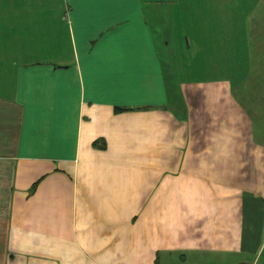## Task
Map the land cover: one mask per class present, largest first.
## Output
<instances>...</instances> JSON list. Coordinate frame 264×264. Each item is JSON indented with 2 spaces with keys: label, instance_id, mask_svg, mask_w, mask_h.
<instances>
[{
  "label": "crops",
  "instance_id": "crops-1",
  "mask_svg": "<svg viewBox=\"0 0 264 264\" xmlns=\"http://www.w3.org/2000/svg\"><path fill=\"white\" fill-rule=\"evenodd\" d=\"M225 1L249 45L179 80L176 45ZM0 245V264L262 256L264 0H0Z\"/></svg>",
  "mask_w": 264,
  "mask_h": 264
},
{
  "label": "rangeland",
  "instance_id": "rangeland-1",
  "mask_svg": "<svg viewBox=\"0 0 264 264\" xmlns=\"http://www.w3.org/2000/svg\"><path fill=\"white\" fill-rule=\"evenodd\" d=\"M234 3L235 1H230V3L225 1L223 6H221L219 11H217L220 14V18H225V24L223 19L218 21L215 18H211V22L217 23V25H220V27H217V25H202L198 27L196 31L187 32L184 36H182L178 43L179 48L177 49L176 45L175 51V58L177 61L175 65L179 80L183 78H191L189 76L195 78L202 75L217 74L218 71L222 72V70H228V67L225 65L226 63L230 64L231 66L236 64L233 59H230L231 52L228 50L224 60L222 56L224 65H219L222 63L220 62V56L222 54L221 49L225 50V47L241 48V43L244 47L248 44L247 28H245V33L243 36L239 35L240 42H238L237 35L232 30L233 18L229 19L228 13L233 11L231 9L235 7V5H233ZM235 15L237 16V19L241 18L242 16V14L240 15V12H235ZM220 22L221 24H218ZM212 27L215 28L213 29ZM181 35H183V33H181ZM239 58H241V56H239ZM223 66L226 68L222 69L221 67ZM246 257L247 258L245 259L247 262H249V264H264V254L258 257L253 263V256L250 257L249 255H246ZM218 260L221 264L222 259L219 258ZM235 260L236 258L234 259V257H227L226 262L224 259V264H238V262H235Z\"/></svg>",
  "mask_w": 264,
  "mask_h": 264
},
{
  "label": "trees",
  "instance_id": "trees-1",
  "mask_svg": "<svg viewBox=\"0 0 264 264\" xmlns=\"http://www.w3.org/2000/svg\"><path fill=\"white\" fill-rule=\"evenodd\" d=\"M35 186V184L33 185V187Z\"/></svg>",
  "mask_w": 264,
  "mask_h": 264
}]
</instances>
